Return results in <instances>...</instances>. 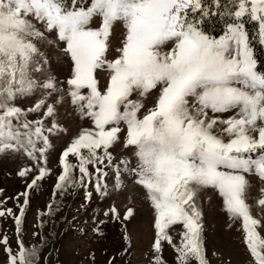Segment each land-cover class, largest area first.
<instances>
[{
  "label": "snow or ice",
  "instance_id": "6c2138e0",
  "mask_svg": "<svg viewBox=\"0 0 264 264\" xmlns=\"http://www.w3.org/2000/svg\"><path fill=\"white\" fill-rule=\"evenodd\" d=\"M213 18L218 34L205 27ZM262 57L264 0H0V158L19 157L26 184L18 213L0 207L16 239L14 249L0 236L6 264H40L44 237L34 232L41 243L26 246L22 225L28 190L49 174L54 197L82 188L89 201L92 190L107 198L129 182L141 187L153 214L149 264H167L164 243L175 264H212L203 222L211 192L247 264H264ZM53 62L67 67L66 79ZM66 97L88 126L65 142L53 172V140L68 133L58 111ZM253 176L262 185L257 215L248 203ZM53 203L38 212L39 228ZM133 214L113 201L92 230L103 235L108 219L124 227ZM123 239L130 244L127 230Z\"/></svg>",
  "mask_w": 264,
  "mask_h": 264
},
{
  "label": "rangeland",
  "instance_id": "374dc122",
  "mask_svg": "<svg viewBox=\"0 0 264 264\" xmlns=\"http://www.w3.org/2000/svg\"><path fill=\"white\" fill-rule=\"evenodd\" d=\"M120 25L116 26L117 34ZM113 48L117 44V37L112 38ZM114 51L109 55L113 56ZM53 72L61 80L66 79L68 69L66 66H57L53 62ZM100 83L103 86L104 73H98ZM60 122L68 128V133L60 140H53L55 150L51 152L49 167L53 172L58 171L56 158L62 150L65 142L75 134L80 127L88 126V121H81L73 111L72 105L67 97L58 106ZM23 164L19 157L0 158V201H4L0 207L11 208L18 213V194L23 193L26 188L25 180L17 175L18 167ZM253 187L250 190L248 203L252 206L253 215L259 210L255 199L259 196V188L262 186L255 176L250 178ZM55 175L49 174L39 184V187L29 189V205L26 207L23 221V240L26 246L41 243L40 236L33 235L39 232L44 237V243L40 251V264H149L151 243L154 230L152 228L153 214L150 206L143 198V189L137 185L128 183V187L107 198H101L95 194L89 201L84 199L82 188L68 189L63 197L67 201L61 216H46V223L39 228L38 212L46 211V206L59 197H54L53 188ZM210 202L203 201V222L206 250L211 258L212 264H220L221 259L227 264H247L248 254L245 246L240 242V233L235 227H226L227 217L221 210L220 199L209 192ZM5 197H8L5 200ZM113 201L118 210L123 213L126 207H133L134 214L122 227L119 221L108 219L107 223L100 225L103 235L93 232L94 225L101 219H105L103 211ZM22 203V198L19 199ZM127 230L131 238L130 244H125L123 234ZM264 234V229L261 230ZM7 234L9 244L15 249L16 239L14 222L11 217H0V236ZM216 252L217 256L211 254ZM162 257L167 264H175L174 250L164 243ZM6 253L3 244H0V264H6Z\"/></svg>",
  "mask_w": 264,
  "mask_h": 264
},
{
  "label": "trees",
  "instance_id": "16d2710c",
  "mask_svg": "<svg viewBox=\"0 0 264 264\" xmlns=\"http://www.w3.org/2000/svg\"><path fill=\"white\" fill-rule=\"evenodd\" d=\"M205 27H206V29L210 30L213 34H218L222 29V25L219 24L218 18H213V22L212 23H206ZM261 59H264V57H262ZM258 68L260 70H264V66H262V65H258ZM41 182H39V184ZM55 201H59L60 203H59L58 207L55 203L52 204L53 208L55 209L53 215L61 216L64 212V207L66 206L67 201L64 200L63 196L57 197V199ZM53 215H51V216H53Z\"/></svg>",
  "mask_w": 264,
  "mask_h": 264
}]
</instances>
